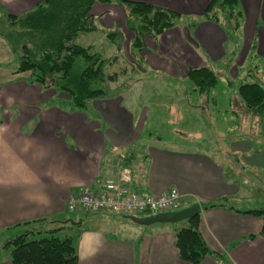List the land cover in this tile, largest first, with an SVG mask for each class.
I'll list each match as a JSON object with an SVG mask.
<instances>
[{"label":"crops","instance_id":"1","mask_svg":"<svg viewBox=\"0 0 264 264\" xmlns=\"http://www.w3.org/2000/svg\"><path fill=\"white\" fill-rule=\"evenodd\" d=\"M44 1L0 0V10L19 15ZM130 1L170 9L190 20L148 37L143 65H137V73L148 75L137 79L139 95L142 80L150 78L168 81L174 89L166 91L167 99H154L170 115L187 108L207 114L208 96L193 88L189 68L215 71L224 64L237 76V65L253 49L256 57L264 58V0H239L246 14L242 44L228 35L222 21L203 16L210 0ZM92 15L97 27L92 32L119 29L129 49L133 34L117 0L97 3ZM16 57L0 35V234L28 221L71 222L69 197L81 188L117 179L125 160L137 192L161 194L177 188L182 206L201 205L200 231L221 259L207 256L200 264H264V217L244 213L264 209L258 202L264 198V119H257L247 133L251 136L227 140L214 134L216 139L210 141L204 130L179 128L173 118L151 120L152 101L144 100L139 108V98L131 99L133 87L93 100L90 115L89 109L71 112L52 103L56 91L29 82L30 72H17L18 64L12 65ZM8 63L11 66H4ZM195 94L194 101L190 96ZM210 101L219 104L216 96ZM251 192L259 197H250ZM245 202L249 206L243 209ZM210 204L218 206L204 208ZM76 213L86 214L71 224L79 264H191L182 260L175 244L184 221L177 228L172 223L138 224L128 214ZM0 264H12L10 255L1 257Z\"/></svg>","mask_w":264,"mask_h":264},{"label":"trees","instance_id":"2","mask_svg":"<svg viewBox=\"0 0 264 264\" xmlns=\"http://www.w3.org/2000/svg\"><path fill=\"white\" fill-rule=\"evenodd\" d=\"M113 0H45L33 9L14 15L0 10V35L3 36L19 56L17 72H30L29 82L45 89H53L56 96L52 103L71 112H86L93 100L110 96L109 82H116L119 73L106 72L108 66L119 58H105L92 46L76 42L78 36L97 30L92 11L97 3H112ZM126 11V28L133 34L129 54L135 64L142 66V51L148 37L156 38L166 30L181 23L182 15L176 11L150 3L117 0ZM203 16L214 22H226V31H237L240 27L239 0H210ZM233 23V24H231ZM231 24V25H229ZM121 35L118 50H122L126 39L121 31H112V41ZM264 76V71H263ZM188 79L201 94H208L218 83V75L207 66L191 67ZM231 83V82H230ZM238 100L243 108L264 119V78L241 83ZM125 160L120 165L125 169ZM217 204L204 208L216 207ZM244 213L264 217V209H253ZM41 220L25 222L22 225ZM82 221V220H80ZM186 225L176 234L175 244L182 260L200 264L207 256L221 259L205 241L200 231V214L184 221ZM20 226V225H16ZM62 225L59 227L61 228ZM50 230L52 236L35 235L26 231L7 240L3 247L10 248L12 264H79V254L71 237L60 238ZM261 233H264V226Z\"/></svg>","mask_w":264,"mask_h":264},{"label":"rangeland","instance_id":"3","mask_svg":"<svg viewBox=\"0 0 264 264\" xmlns=\"http://www.w3.org/2000/svg\"><path fill=\"white\" fill-rule=\"evenodd\" d=\"M240 5L239 9L241 11L243 10L242 16L238 18L240 21L239 28L241 30L233 31L229 30L228 28L229 32L227 33L230 37L239 39L242 44L244 41L242 36V29L246 24V14L244 9ZM188 19L189 18H182L181 23L182 21L184 23L190 21ZM226 22L231 21L223 20L222 24L225 27V24H227ZM118 30L119 29H114L112 31L117 32ZM112 31L108 30L105 32L84 33L78 36V38L76 39V42L82 46H93L95 51H99L103 55L105 54V58L113 59L114 57H119V59L114 64L108 66V68L106 69V72L119 73V78L116 82H109L108 86L106 85V88L110 93L120 92L126 87H133V97H131V99H135L137 101V99L139 98V108L141 107V104L144 100L149 99V101H152L150 102L152 110L149 114L151 120L158 121V119H160L162 122H167L170 118H173L178 123L179 128L183 127V129H185L186 127L190 128L194 126L195 128L198 127V130H204V132L207 134L208 139L213 138L214 134L217 138L220 135L225 136L227 140H231L234 137L237 138L238 136L241 137L244 134H246L247 136H251L247 133L252 132V129L256 125L258 117L253 113L247 112L243 108V106L238 103V98H240L238 94V87L241 83H244L245 81H260L264 78V58L256 57V55L254 54V49L252 50V54H250L248 57H246V59H244V62L237 65V76L233 75L236 73V70L232 74L230 66L227 67L226 65L221 64L220 67L214 68L215 71L218 72V83L210 91L209 94H206L208 96V102L205 106L207 114L205 113L200 115L197 111H191L190 108H187L183 110L182 113L178 112L172 113V115H170L169 111H162L163 107L156 106L154 104V99L158 101L164 98L167 99L168 97L166 95L168 93L166 91L174 89L171 87V85H168V81L157 79V77L150 78V80H142L139 87H144V89L141 95H139V92L137 90L138 86L136 84L137 79L145 78V76L148 77V75L139 74V72L137 73L136 70L139 71V69H137V64H135L136 62L133 61L132 57L128 52L129 49L127 47L126 42L124 43L122 50H118L117 44L119 41H121V35L116 33L117 41H112L109 35ZM18 61L19 58L16 57L15 63H12V65L17 66ZM4 66L7 67L11 65L8 63V65ZM158 77L161 78L160 76ZM148 86L151 89L147 88ZM152 89L156 92L154 93V95L150 96L149 94L153 91ZM170 93L171 95H173L172 92ZM198 95L199 94L192 95L190 96V98L195 101L198 98ZM215 96L219 100L218 105H214L210 101V99H213ZM154 108H156V111L154 110ZM90 113L91 110L89 109L88 114L90 115ZM181 114L182 116L180 117ZM215 139L216 138H213V140ZM210 141L212 140L210 139ZM219 145L224 146L222 142ZM253 186L259 187L258 184H253ZM249 195L252 198L259 197V195L254 192L249 193ZM258 202L264 203V198L258 199ZM248 204L249 202H245V204H242L241 208H248ZM85 216L86 214L83 215L82 213L78 214L76 212H71L69 213V216H67V218L69 217L71 219V222L69 220L64 223L54 222L53 220H43L36 223L20 225L12 229V232L10 231L2 233L0 234V258L6 255H10L11 249L5 248L3 247V245L7 240L12 238L13 236H16L26 231H34L36 233L35 235L42 234V236L49 237L52 236V234L49 233L50 230H55L57 227L59 228L62 225V227L56 230L53 235L60 238L70 237L72 236L71 231L73 229L71 228L73 227L72 225L74 224V222L84 218ZM62 218V220H64L66 217L64 216ZM182 223L183 222L181 221L169 225H174V227L179 228L183 225ZM37 237L40 236L38 235Z\"/></svg>","mask_w":264,"mask_h":264},{"label":"built area","instance_id":"4","mask_svg":"<svg viewBox=\"0 0 264 264\" xmlns=\"http://www.w3.org/2000/svg\"><path fill=\"white\" fill-rule=\"evenodd\" d=\"M131 174L122 169L117 179H107L97 188L84 187L71 195L67 209L72 212H110L117 214H154L178 210L183 195L177 188L161 194H141L131 186Z\"/></svg>","mask_w":264,"mask_h":264},{"label":"water","instance_id":"5","mask_svg":"<svg viewBox=\"0 0 264 264\" xmlns=\"http://www.w3.org/2000/svg\"><path fill=\"white\" fill-rule=\"evenodd\" d=\"M201 212V205L199 203H193L178 210L159 212L146 216L129 215L128 218L135 223L142 225H152L155 223H177L193 218Z\"/></svg>","mask_w":264,"mask_h":264}]
</instances>
